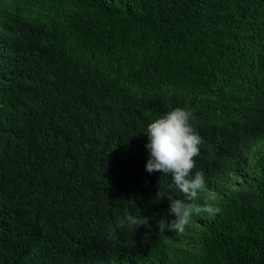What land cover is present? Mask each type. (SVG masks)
Segmentation results:
<instances>
[{
	"label": "trees",
	"instance_id": "obj_1",
	"mask_svg": "<svg viewBox=\"0 0 264 264\" xmlns=\"http://www.w3.org/2000/svg\"><path fill=\"white\" fill-rule=\"evenodd\" d=\"M177 107L219 212L166 238ZM0 264H264V0H0Z\"/></svg>",
	"mask_w": 264,
	"mask_h": 264
},
{
	"label": "clouds",
	"instance_id": "obj_2",
	"mask_svg": "<svg viewBox=\"0 0 264 264\" xmlns=\"http://www.w3.org/2000/svg\"><path fill=\"white\" fill-rule=\"evenodd\" d=\"M193 119V112L177 107L147 126L148 143L145 147L150 155L146 171L161 172L165 176H170L172 186L183 194V199L169 198L168 215L174 218L167 223L161 220L157 224L160 235H165L168 231L181 235L194 215L211 216L219 212V208L214 207L217 194L208 189L204 172H194L202 138L192 126ZM200 199H203V204L197 203ZM145 224H149L147 217L143 216L141 219L126 214L118 220L115 227L124 228L127 225L140 228Z\"/></svg>",
	"mask_w": 264,
	"mask_h": 264
},
{
	"label": "rangeland",
	"instance_id": "obj_3",
	"mask_svg": "<svg viewBox=\"0 0 264 264\" xmlns=\"http://www.w3.org/2000/svg\"><path fill=\"white\" fill-rule=\"evenodd\" d=\"M235 182H238V179H235Z\"/></svg>",
	"mask_w": 264,
	"mask_h": 264
}]
</instances>
